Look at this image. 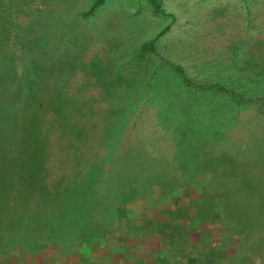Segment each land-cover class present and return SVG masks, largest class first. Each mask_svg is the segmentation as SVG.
Masks as SVG:
<instances>
[{"label": "rangeland", "instance_id": "374dc122", "mask_svg": "<svg viewBox=\"0 0 264 264\" xmlns=\"http://www.w3.org/2000/svg\"><path fill=\"white\" fill-rule=\"evenodd\" d=\"M92 2L0 0V155L3 149L14 155L23 132L15 130L17 124L33 119L46 138L52 172L60 174L64 141L46 108L60 93L90 106L95 122L103 116L109 120L111 146L95 145L104 157L103 176L145 162L144 168L181 180L175 166L187 162L201 169L210 164L209 156L226 152L236 159L231 167L246 171L247 165L257 184L248 222L237 231L234 221L235 231L228 234L213 226L199 229L203 239L192 249L199 250L196 261L174 252L170 264H264V105L199 87L218 82L244 100L260 95L258 59L253 64L248 55L256 53V40L264 41V0H164L163 13L153 12L146 0H104L86 14ZM166 27L154 43L153 61H142L156 68L148 71L137 50ZM171 64L183 67L190 85L180 81ZM183 152L190 153L186 159L180 157ZM3 163L0 157V181L6 182ZM193 171L189 188L164 191L160 186L132 204L161 208L176 197L184 201L185 190L197 198L202 185L217 178L211 175L208 181L206 172ZM103 181L101 192L105 188L107 194L106 177ZM109 193L111 213L98 215L100 220L114 219L112 187ZM205 246L210 248L203 253ZM16 253L17 264H29L24 250Z\"/></svg>", "mask_w": 264, "mask_h": 264}, {"label": "trees", "instance_id": "16d2710c", "mask_svg": "<svg viewBox=\"0 0 264 264\" xmlns=\"http://www.w3.org/2000/svg\"><path fill=\"white\" fill-rule=\"evenodd\" d=\"M146 1L153 12H164V0ZM103 2L93 0L86 14L94 12ZM166 31L167 27L137 50L140 62L148 71H156L154 65L146 63L153 58L155 41ZM252 47L256 53L250 52L248 58L253 64H256L254 58L258 59L256 65L261 78V92L256 99L244 100L223 83H200L199 87L230 95L237 102L261 101L264 105V41L256 40ZM170 67L181 82L190 85L183 67L173 64ZM97 72L99 76L103 75L100 68ZM46 108L53 112V119L60 125V138L64 141L60 164L64 167L60 174L52 172L51 157L43 147L46 138L40 135L41 129L33 119L17 124L15 130L22 129L23 132L18 137L16 152L11 157L3 149L4 154L0 155L8 179L0 181V247L4 246L0 264H17L15 255L19 250L27 253L23 258L29 264H56L57 261L61 264V259L66 264H170L174 252H179L182 259L191 263L196 261L195 252H199H192V249L203 239L199 229L208 231L213 226L228 234L237 229L241 231V225L248 222L250 202L256 195L257 184L245 163L240 162L246 165V171L231 167L229 163L236 159L226 152L209 156L210 164H204L201 169L192 168L187 162L175 166L182 174L181 180L146 169L143 167L145 162H138L136 167L127 164L103 176L104 157L97 153L95 145L111 146L112 142L107 143L110 141L109 120L103 116L95 122L96 118L91 119L93 109L84 107L71 94L56 95ZM12 134L14 140L16 133L13 131ZM117 141L114 138L113 143L117 145ZM187 142L191 144L189 138ZM189 154L183 152L180 157L186 159ZM193 170L206 172L208 181L212 176L217 178L210 185H202L197 198H192L185 190L184 201L176 197L164 202L161 208L156 206L157 203L154 204L157 208L142 205L138 208L132 204L135 199L155 193L160 186L164 191L167 187L177 191L189 188L191 177L196 174ZM48 177L51 180H47ZM105 177L107 194L105 188L101 192ZM111 187L114 219L111 221L104 216L100 220L98 215L110 211L106 202L111 201ZM234 221L235 230L231 226ZM72 246L75 249L71 251ZM208 248L201 247L200 251L204 253Z\"/></svg>", "mask_w": 264, "mask_h": 264}]
</instances>
